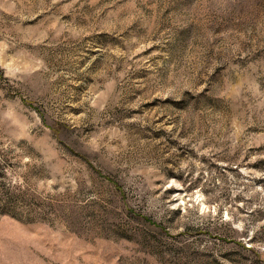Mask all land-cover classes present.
Returning <instances> with one entry per match:
<instances>
[{
	"label": "rangeland",
	"instance_id": "1",
	"mask_svg": "<svg viewBox=\"0 0 264 264\" xmlns=\"http://www.w3.org/2000/svg\"><path fill=\"white\" fill-rule=\"evenodd\" d=\"M0 264H264V0H0Z\"/></svg>",
	"mask_w": 264,
	"mask_h": 264
},
{
	"label": "trees",
	"instance_id": "2",
	"mask_svg": "<svg viewBox=\"0 0 264 264\" xmlns=\"http://www.w3.org/2000/svg\"><path fill=\"white\" fill-rule=\"evenodd\" d=\"M142 218H143L146 222L151 223L149 218H146V217H142Z\"/></svg>",
	"mask_w": 264,
	"mask_h": 264
}]
</instances>
